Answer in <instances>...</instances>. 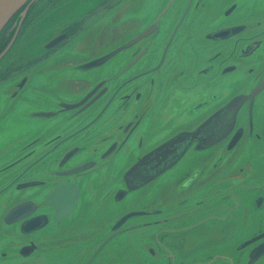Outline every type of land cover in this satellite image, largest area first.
<instances>
[{
	"label": "flooded vegetation",
	"instance_id": "obj_1",
	"mask_svg": "<svg viewBox=\"0 0 264 264\" xmlns=\"http://www.w3.org/2000/svg\"><path fill=\"white\" fill-rule=\"evenodd\" d=\"M204 124L213 142L128 183L159 141ZM263 243L264 0H28L12 15L0 264H248Z\"/></svg>",
	"mask_w": 264,
	"mask_h": 264
},
{
	"label": "water",
	"instance_id": "obj_2",
	"mask_svg": "<svg viewBox=\"0 0 264 264\" xmlns=\"http://www.w3.org/2000/svg\"><path fill=\"white\" fill-rule=\"evenodd\" d=\"M28 0H0V32L3 27L10 20L12 15L24 5ZM151 29L146 30L141 36L150 33ZM218 32V31H217ZM221 33L220 35H222ZM139 36V37H141ZM129 45V43H126ZM119 49L116 50V52ZM115 52L107 54L104 58L97 59L95 62H103L109 56H112ZM92 68L91 66L89 67ZM94 92H90L81 102L68 104L69 106L75 107L86 101ZM91 104V103H90ZM224 110H229L225 108ZM208 124L201 126L199 130L196 131H182L174 135L169 134L168 138H164L159 141L151 150L140 157L126 172V179L132 187L141 186L156 177L160 176L166 170L175 166L183 154L187 150L188 146L199 140L205 143H211L215 140L214 135L209 131ZM32 157V156H31ZM86 168L90 166H85ZM35 182L30 181L24 183L22 186L33 185ZM20 204L13 207L8 213V221H18L20 215ZM13 216L14 218H11ZM263 237V236H262ZM264 254V243L263 247L256 251L254 256L251 257L248 264H255L259 257ZM260 261V260H259Z\"/></svg>",
	"mask_w": 264,
	"mask_h": 264
},
{
	"label": "rangeland",
	"instance_id": "obj_3",
	"mask_svg": "<svg viewBox=\"0 0 264 264\" xmlns=\"http://www.w3.org/2000/svg\"><path fill=\"white\" fill-rule=\"evenodd\" d=\"M34 29H30V42L32 43V44H34ZM29 36V35H28ZM104 42H106V40H104ZM34 52V49H30L29 50V53L30 54H32ZM21 124H16V123H14V122H10V126L11 127H18V126H20ZM9 157H12V155H13V149L11 148V145H9ZM215 249H217V250H219V249H221V246H219V245H217L216 247H215ZM136 263H139V260L138 261H136ZM257 264H264V257L257 263Z\"/></svg>",
	"mask_w": 264,
	"mask_h": 264
}]
</instances>
